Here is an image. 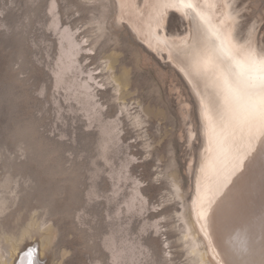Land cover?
<instances>
[{
	"label": "rangeland",
	"instance_id": "obj_1",
	"mask_svg": "<svg viewBox=\"0 0 264 264\" xmlns=\"http://www.w3.org/2000/svg\"><path fill=\"white\" fill-rule=\"evenodd\" d=\"M51 1L60 26L72 27L79 36L93 27L87 22V5L78 0H0L2 258L10 256L6 237L14 240L27 228L13 264H113L103 242L108 235L143 245L146 252L137 264H193L178 241L174 210L181 205L169 193L168 174L188 198L198 163L207 160L210 151L242 155L257 131L264 139L259 125L250 132L223 111L216 94L219 71L211 70L212 77L197 65L215 56L224 60L221 67H234L241 56L238 46L252 52L257 62L264 61V0H162L152 9L147 34L140 38L133 35V30H141L137 20L132 26L124 17L118 25L107 26L95 46L96 55L82 63L88 69L98 66L99 72L102 57L97 55L112 51L113 71L119 66L128 71L123 98L116 97L111 82L99 85V75L93 90L102 121L118 122V135L108 142V161L99 152L97 120L83 114L79 103L54 85L58 50L57 35L48 26ZM130 1L139 17L141 0ZM223 11L235 15L224 37L233 48L228 54L218 52L220 37L211 25ZM199 78L210 80L206 103L194 87ZM136 113L141 115L139 124L132 118ZM111 169L116 171L113 177ZM134 186L142 202L130 203ZM47 230L50 242L40 247L38 235Z\"/></svg>",
	"mask_w": 264,
	"mask_h": 264
},
{
	"label": "bare ground",
	"instance_id": "obj_2",
	"mask_svg": "<svg viewBox=\"0 0 264 264\" xmlns=\"http://www.w3.org/2000/svg\"><path fill=\"white\" fill-rule=\"evenodd\" d=\"M78 2L84 6L87 5L85 8L91 13L87 22L94 24L82 36H79L77 30L68 25L60 26V14L56 11L55 2L51 1L49 3L48 26L57 35L58 50L57 56L55 55L56 59L54 58L55 66L52 68L54 85L60 86L67 91L66 96H69L68 98L72 97L73 100L79 103L80 110L84 111L83 114L97 120L99 132L101 133L100 140L98 141L101 147L99 152L104 159H107L106 150L108 142L118 135V122L117 120H108L109 122L106 120L104 122L105 119L101 116V104L95 98L96 94L93 90L94 86L98 85L100 81L99 85H103L106 80L111 82L113 89L118 92L116 97L123 98L124 96L122 95L128 93L126 89L128 71L123 66H119L116 72L113 71V61L116 59V54L112 51L104 53L102 56L99 55V57L97 55L98 59L102 57L99 72H95L98 66L94 69H88L83 65L82 60L92 54L96 55L95 46L107 32V26L118 25L124 17L130 20L129 22L132 26H134V20H137V25L140 26L141 30L137 33L132 29L134 36H139L140 38V36L142 37L147 34L145 26L151 15V11L162 0H141L140 6L142 11L139 16L140 20L137 19L139 18L138 14L133 13L132 9H130L132 5L130 0H78ZM215 4L217 3L215 2ZM234 19L235 15L233 13H224V11L221 17L212 18V30L217 31L220 37L216 41L218 52L228 54L233 50V48L224 42V37ZM154 39V41L157 40V38ZM168 40L170 43L172 42L171 40L174 41L172 37H169ZM157 44L159 46V43ZM234 48L236 50L237 47L234 46ZM237 52L238 55H241L237 62L247 67L249 53L247 48L238 46ZM210 59L215 61L216 57L213 56ZM205 61L197 65L201 73L212 72L206 70ZM210 74L213 77L212 73ZM97 75L101 77L99 82L96 81ZM209 84L210 80L207 78H199L194 84L196 92L204 103L208 100ZM119 93L121 94L120 96H118ZM216 94L223 105L222 82ZM175 101L177 100L175 99ZM145 110L148 112L147 109L143 111ZM217 115L219 116V113ZM140 116L139 113L132 116L134 123L139 124L141 122ZM103 119L104 121H102ZM229 119H232V117H229ZM229 126L226 127L230 128ZM225 130L223 128V131ZM257 132L256 136L261 135L257 134ZM19 133L25 135L27 131L20 130ZM256 136L254 138L250 136L252 137L249 139L251 141L250 144H247V148L243 147L247 154L244 155L243 163L235 171L233 169L237 158L241 154L228 156L222 153V151L220 153H211L210 151L208 159L198 163V177L194 181L193 190L188 198H186L184 192L181 190L178 181L173 178V174H168V177H170V187L172 188V192L169 191V193L172 194V198L178 199V203L181 205L174 210L175 225L179 231L178 241L180 240V245L184 248L188 260L193 264H264V139ZM250 145L251 151H249ZM110 173L111 175L116 174V171L111 169ZM139 194V188L134 186L130 196V203L133 200L142 202V199L138 197ZM26 231L28 232L27 228L21 232L20 237H15L14 240L6 237L11 243L9 244L10 256L8 260L4 259L1 252L0 264L14 263L18 254H20V244L22 242L19 240L22 241V238L24 239L23 236ZM49 235L50 232L48 230L38 235V237L40 236V247H46L47 241L50 240ZM104 239L103 242L106 243L107 249L110 250L109 254L113 264H137L138 256L146 252V248L132 238L130 240L108 235ZM104 247L106 246L104 245ZM40 249L43 253V249Z\"/></svg>",
	"mask_w": 264,
	"mask_h": 264
},
{
	"label": "snow or ice",
	"instance_id": "obj_3",
	"mask_svg": "<svg viewBox=\"0 0 264 264\" xmlns=\"http://www.w3.org/2000/svg\"><path fill=\"white\" fill-rule=\"evenodd\" d=\"M247 59V67L239 62H236L235 67H221L225 62L219 57L215 61L208 59L204 63L206 70L215 68L219 71L223 111L231 113L241 128L251 131L257 125L264 129V61L257 62L252 52L248 53ZM251 150L250 145L249 151ZM246 154L237 158L233 171L240 167Z\"/></svg>",
	"mask_w": 264,
	"mask_h": 264
},
{
	"label": "water",
	"instance_id": "obj_4",
	"mask_svg": "<svg viewBox=\"0 0 264 264\" xmlns=\"http://www.w3.org/2000/svg\"><path fill=\"white\" fill-rule=\"evenodd\" d=\"M160 60H162L161 58H159Z\"/></svg>",
	"mask_w": 264,
	"mask_h": 264
}]
</instances>
